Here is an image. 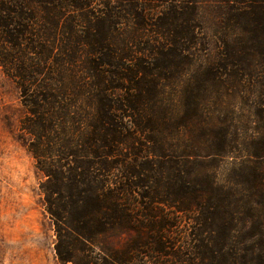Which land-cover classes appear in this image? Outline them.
<instances>
[{
    "label": "trees",
    "instance_id": "trees-1",
    "mask_svg": "<svg viewBox=\"0 0 264 264\" xmlns=\"http://www.w3.org/2000/svg\"><path fill=\"white\" fill-rule=\"evenodd\" d=\"M218 1L214 54L200 0H0L58 264H264V0ZM229 88L257 105L240 145Z\"/></svg>",
    "mask_w": 264,
    "mask_h": 264
},
{
    "label": "rangeland",
    "instance_id": "rangeland-1",
    "mask_svg": "<svg viewBox=\"0 0 264 264\" xmlns=\"http://www.w3.org/2000/svg\"><path fill=\"white\" fill-rule=\"evenodd\" d=\"M224 6L218 0L199 2V15L213 39L210 48L214 54L219 52L217 37ZM209 105L214 123L217 127L228 124V136L239 145L246 136H257V105L247 94L236 88L213 89ZM24 113L14 81L0 66V264H58L54 228L42 203L35 161L18 139ZM222 169L225 172L227 165Z\"/></svg>",
    "mask_w": 264,
    "mask_h": 264
}]
</instances>
